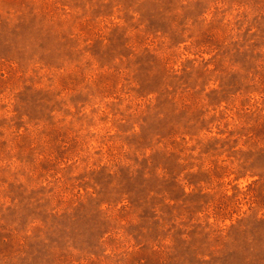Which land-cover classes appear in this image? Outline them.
<instances>
[{
  "label": "rangeland",
  "instance_id": "rangeland-1",
  "mask_svg": "<svg viewBox=\"0 0 264 264\" xmlns=\"http://www.w3.org/2000/svg\"><path fill=\"white\" fill-rule=\"evenodd\" d=\"M0 264H264V0H0Z\"/></svg>",
  "mask_w": 264,
  "mask_h": 264
}]
</instances>
